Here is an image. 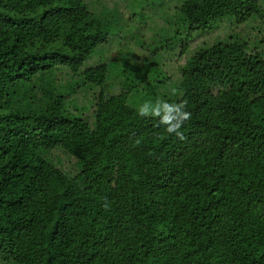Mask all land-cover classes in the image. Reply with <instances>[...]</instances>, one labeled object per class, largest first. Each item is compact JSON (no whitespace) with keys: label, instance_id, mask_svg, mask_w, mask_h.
<instances>
[{"label":"trees","instance_id":"trees-1","mask_svg":"<svg viewBox=\"0 0 264 264\" xmlns=\"http://www.w3.org/2000/svg\"><path fill=\"white\" fill-rule=\"evenodd\" d=\"M95 2L0 0V264H264L259 0H174L171 61L203 39L164 114L128 103L146 77L83 67L108 36Z\"/></svg>","mask_w":264,"mask_h":264},{"label":"rangeland","instance_id":"rangeland-1","mask_svg":"<svg viewBox=\"0 0 264 264\" xmlns=\"http://www.w3.org/2000/svg\"><path fill=\"white\" fill-rule=\"evenodd\" d=\"M96 0L90 6L96 15L101 17L108 28L107 40L99 44L84 66L90 62H105L109 64L108 77L115 82L121 78L125 84H130L135 79H144L148 85L137 88L128 97V103L138 109L145 107L146 114H164L174 107L173 99L177 94L176 78L180 70L186 65L187 60L195 45L203 38H197L190 45V51L175 56L171 61L173 50L179 47L180 41L175 26L164 22V15L172 13L174 0ZM264 11V0H259ZM264 24L261 25L263 27ZM241 35L250 39V44L259 50H264V28L255 23L241 26ZM224 30L218 29L211 33L208 39L215 41L224 37ZM132 56H142L146 68L136 69L131 62ZM115 58V60H111ZM134 60V59H133ZM142 64V67L145 65ZM125 67L132 72H125ZM124 72V73H123ZM123 74V76H121ZM167 75L168 78H165ZM115 78V79H112ZM158 81L159 83H155ZM146 82V81H145ZM168 102V103H164Z\"/></svg>","mask_w":264,"mask_h":264},{"label":"clouds","instance_id":"clouds-1","mask_svg":"<svg viewBox=\"0 0 264 264\" xmlns=\"http://www.w3.org/2000/svg\"><path fill=\"white\" fill-rule=\"evenodd\" d=\"M144 111H146V109H145V107H143V106H140L139 108H138V112H139V114H142ZM190 118V113L189 112H185L184 114H183V119L184 120H187V119H189ZM179 127V125H170L169 127H167V131L169 132V133H172V132H174L175 130H176V128H178ZM177 134H179V133H177Z\"/></svg>","mask_w":264,"mask_h":264}]
</instances>
